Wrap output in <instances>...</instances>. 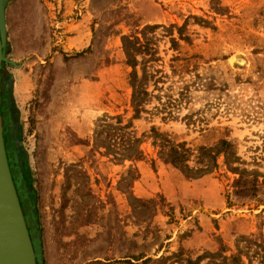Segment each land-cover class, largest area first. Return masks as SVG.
Instances as JSON below:
<instances>
[{"label":"rangeland","instance_id":"rangeland-1","mask_svg":"<svg viewBox=\"0 0 264 264\" xmlns=\"http://www.w3.org/2000/svg\"><path fill=\"white\" fill-rule=\"evenodd\" d=\"M5 15V145L41 264H211L241 237L264 245V0H8ZM128 37L170 76L132 121L131 190L155 202L140 221L119 191L134 164L94 147L99 119L133 117ZM152 128L192 150L231 141L249 173L221 156L189 180L159 159Z\"/></svg>","mask_w":264,"mask_h":264},{"label":"trees","instance_id":"trees-1","mask_svg":"<svg viewBox=\"0 0 264 264\" xmlns=\"http://www.w3.org/2000/svg\"><path fill=\"white\" fill-rule=\"evenodd\" d=\"M123 43L127 65L132 69L130 86L133 117L128 123L124 122L122 116H105L99 119L94 131V147L98 150L103 149L105 157H112L118 166H123L127 162L134 164L122 176L119 191L127 195L133 214L137 221H140L155 202L154 200L138 199L131 190L133 183L139 178L135 162L143 156L141 149L143 141L133 130L132 121L140 119L143 114L147 113L146 107L153 100L162 101L160 95H156L155 92H160V85L164 84L170 76L152 67L151 70L147 66L149 62L156 60L155 55L151 53L147 55L139 45V41H132L128 37L124 38ZM145 56H149V59H145ZM139 57H143L141 62ZM139 66H141L140 71ZM151 88H153L152 91ZM156 110L160 111L158 108ZM151 137L159 142V159L171 165L189 180L199 179L216 171L221 156H224L225 164L231 172L235 174L249 173L245 169L234 166L236 163H241V159L237 157L233 143L226 139L220 140L214 147H200L197 150H192L187 147L186 143H176L167 135L159 133L156 128L151 129ZM191 163H194V166ZM253 173L261 174L257 171ZM235 247L237 252L230 257L224 254L225 251L210 255L211 264H252V252H254V257L261 258L260 262L264 263V245L248 237H241ZM203 259L199 257L196 261H188L187 264H201Z\"/></svg>","mask_w":264,"mask_h":264},{"label":"water","instance_id":"water-1","mask_svg":"<svg viewBox=\"0 0 264 264\" xmlns=\"http://www.w3.org/2000/svg\"><path fill=\"white\" fill-rule=\"evenodd\" d=\"M0 15V94L1 75L6 58V5L1 0ZM0 264H41L39 250L29 232L11 172L5 145L0 99Z\"/></svg>","mask_w":264,"mask_h":264},{"label":"bare ground","instance_id":"bare-ground-1","mask_svg":"<svg viewBox=\"0 0 264 264\" xmlns=\"http://www.w3.org/2000/svg\"><path fill=\"white\" fill-rule=\"evenodd\" d=\"M1 0H0V13H1V9H2V4H1ZM1 15V14H0Z\"/></svg>","mask_w":264,"mask_h":264},{"label":"crops","instance_id":"crops-1","mask_svg":"<svg viewBox=\"0 0 264 264\" xmlns=\"http://www.w3.org/2000/svg\"><path fill=\"white\" fill-rule=\"evenodd\" d=\"M19 82V81H18ZM17 86H18V84L16 85V88H17ZM24 98H26V97H24Z\"/></svg>","mask_w":264,"mask_h":264}]
</instances>
